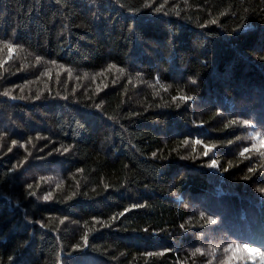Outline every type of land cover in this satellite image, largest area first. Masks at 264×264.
Listing matches in <instances>:
<instances>
[{"label": "trees", "instance_id": "16d2710c", "mask_svg": "<svg viewBox=\"0 0 264 264\" xmlns=\"http://www.w3.org/2000/svg\"><path fill=\"white\" fill-rule=\"evenodd\" d=\"M0 122V264H264V0H0Z\"/></svg>", "mask_w": 264, "mask_h": 264}, {"label": "snow or ice", "instance_id": "6c2138e0", "mask_svg": "<svg viewBox=\"0 0 264 264\" xmlns=\"http://www.w3.org/2000/svg\"><path fill=\"white\" fill-rule=\"evenodd\" d=\"M214 22H215V21H213V23H214ZM5 47L8 48L10 54L14 51V48H13L11 45H5ZM3 95L7 96V95H10V93L5 92V93H3ZM184 99H187V97H185ZM197 143H199V141H197ZM262 146H264V145H262ZM248 151H249V149H248V148H245V149H244V152H242L241 155H244V153H246V152H248ZM205 155H207V153H205ZM215 164H216V162L213 161V166H215ZM45 199H47V197H45ZM237 247H239V246H237ZM244 248H245L248 252H256L257 255H259V256H261L262 258H264V252H259V251L256 250V249L248 248L247 245H244Z\"/></svg>", "mask_w": 264, "mask_h": 264}, {"label": "rangeland", "instance_id": "374dc122", "mask_svg": "<svg viewBox=\"0 0 264 264\" xmlns=\"http://www.w3.org/2000/svg\"><path fill=\"white\" fill-rule=\"evenodd\" d=\"M1 125H2V123L0 122V126ZM9 129H13V127H10L9 126ZM47 166H49V165H47ZM47 166H42V167H47ZM50 168H53V166H51ZM23 175L25 176L26 174L23 173ZM9 208L11 209V206H9ZM238 224H241L240 221L238 222ZM7 227L9 228V230H12L13 225L12 224H9ZM25 230H26V228L22 225L21 228H20V232H24ZM28 235L30 236V231H28ZM186 240H188V239L185 238L183 242H176V243L181 245V244L185 243ZM152 241L154 242L155 240H152ZM141 242H144L145 243L147 241L144 240V241H141Z\"/></svg>", "mask_w": 264, "mask_h": 264}]
</instances>
